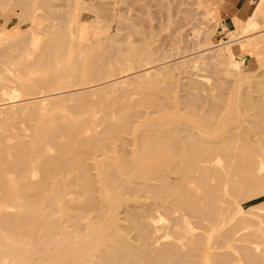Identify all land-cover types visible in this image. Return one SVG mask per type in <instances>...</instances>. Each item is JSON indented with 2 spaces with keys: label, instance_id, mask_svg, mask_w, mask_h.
I'll return each mask as SVG.
<instances>
[{
  "label": "rangeland",
  "instance_id": "obj_1",
  "mask_svg": "<svg viewBox=\"0 0 264 264\" xmlns=\"http://www.w3.org/2000/svg\"><path fill=\"white\" fill-rule=\"evenodd\" d=\"M20 1L0 0V90H6L0 92V102H2L0 103V147L5 143H12L11 145L23 143L31 150L43 147L46 153L34 164L35 169L30 173V177L27 166L30 159L25 162L26 169H7L3 174L4 186L0 187V195L6 194L15 197L21 191L20 189H29L31 185L45 182L50 183L52 189H62L61 194H65L67 200H64L55 209V214L51 218L60 226V229L54 231L55 241H61L62 244L57 250H53L51 246L47 247L48 249L46 246H40L41 252L34 251V260L28 264H87L85 262L91 254L95 255L107 249L106 243L108 242L105 239L108 236H120L124 242L126 236L128 242L132 243L133 238L137 235V232L126 231L131 229L133 224L131 221L125 222V217L120 215L125 204L118 203L112 196L115 195V191L123 193L122 201L125 202L127 189L131 187L135 189L137 183L140 182L142 177L140 167L143 165L142 159L145 157L143 140L146 132L154 129L157 131L186 130L190 132L193 139L201 140L207 144L228 140L232 137V130L247 125H242L241 122L245 119L248 120L250 116L256 123L259 122L258 110L250 109L243 104L249 99H259L264 96V46L258 45L257 41L264 35V15L259 18L261 25L255 36L251 35L252 33L244 34L239 29L246 25L252 13L249 17L242 19L234 18V24H230V20L227 19L226 4L223 0H22L21 2L25 4ZM256 6L257 3L254 4V8ZM225 21H227V25L224 23ZM41 35L44 36L41 37ZM61 35L65 39L62 55L60 52L54 53L49 66H45L42 61L38 63V56L43 51V47L51 41L58 43L57 40ZM8 40L11 41L12 46L15 42L18 46L17 48L13 47L7 53L11 58H8L7 54L6 57L1 56L5 46L9 45L10 41ZM12 40L14 41L12 42ZM30 50L32 51L30 52ZM180 58L183 64H181ZM149 69H159L156 73L158 77L155 78L154 74L144 77ZM66 72L67 74H65ZM95 75V79L91 77ZM139 75L141 77H135ZM130 78L133 79L130 80ZM120 79L127 80L126 84L118 85V87L113 85L105 89L106 86L112 85ZM16 88H25L24 91H26L14 90ZM91 89L99 90L101 94L98 91L91 94L84 93ZM120 89L125 92L129 91V94L125 93V100H115ZM106 90L110 93L108 94ZM143 95H145L144 99ZM58 97L59 99H57ZM66 97L67 101H65ZM45 99H55L58 103L53 101L50 105L51 101ZM145 99L162 102L164 105L159 109L155 107L156 109L147 110L152 115L138 127L133 128L132 126V136L123 134L122 137L125 139L123 140L117 135L103 133L105 132L103 131L105 114L114 112L113 108L116 109L123 100L127 104L130 100L142 102ZM34 101H38L37 103H40L41 106ZM25 102L27 105L32 102L37 105L30 104L31 106L27 108ZM86 102L89 104L79 108L80 104ZM23 103L25 109L22 108ZM18 104L23 106L20 107ZM52 108L58 109L60 113H55L58 111ZM35 109H39V112ZM61 109L62 111L65 109L66 113L63 114ZM33 110L37 113L32 112ZM46 110L48 114L53 110L51 116L45 113ZM43 113L45 114L43 115ZM26 114L28 115L26 116ZM70 114L74 115L70 117ZM127 114L128 109L125 107L123 115L126 117ZM38 115L41 118L37 117ZM45 115L49 117L46 116L45 119ZM91 117L94 118V121ZM114 118L116 120L119 117L116 115ZM85 119L88 120V125L83 136L92 137V133H95L100 137L99 139L107 138L105 146L111 145L110 148L113 152L98 158L94 155V160H84L82 157L76 156V158L73 157L74 164L70 165L68 169L57 164L53 170L47 169V165L57 158L69 159L76 148H72L65 137L60 140L65 150L61 151L57 147H50L44 139H41L40 130L48 126L56 127L61 120L64 125L76 127ZM201 120L205 125L200 122ZM49 121L55 124H49ZM45 124L47 125L45 126ZM207 125L210 127L208 128ZM195 127L200 129L201 133ZM87 128H91L90 131ZM36 131H39L38 134ZM245 132L246 130H242L240 132L241 139L231 146L237 145L236 147L239 149L245 147L249 140L247 135L243 134ZM208 133H211L212 136ZM22 136L27 138L24 137L23 141ZM180 136L166 139L162 145L163 152L166 153L169 147H172L176 142H182L183 145L182 136L184 135ZM98 144L100 142L96 145L85 146L83 151L99 155L97 147H95ZM171 156L177 159L176 163H183L182 158L175 153ZM245 158L247 157H238L236 161L237 163L245 162L247 161ZM8 161L15 163L18 162V159L15 155H10ZM191 161L197 170L191 173V177H193H190L193 187L191 189H198L195 193L201 195L204 192L203 189H209L204 185L207 181L212 189H219V185L221 194L226 197L224 201L228 203L223 206L230 209H234L236 206L241 212L234 221L224 226L227 229L234 227L233 229L238 230L240 232L239 241L230 242L225 238L218 240V250L215 252L219 253L226 262L221 264H264V157L260 163L258 162L259 170L256 171L257 177L262 183L260 191L258 190L259 194L251 199L228 193V190L234 188V184L224 177V171L229 174V178H231L232 172L225 157L216 156L211 160L214 162H210V164L199 163L193 159ZM139 162L142 163L139 164ZM121 166H124V169L120 171ZM89 167H92L93 170H90ZM24 174L25 178H23ZM187 174L190 172L188 171ZM85 175L86 177L89 175L90 182L86 178L82 179ZM92 181L94 184L91 183ZM57 183L60 184L59 187L54 186ZM217 183L219 184L216 186ZM91 184L93 185L89 186ZM224 185L228 187H224ZM94 188L106 194L108 199L113 198L117 202H114L117 204L114 205V207L116 206L114 214L118 218L110 219L105 213H99L104 215L103 218L97 220L89 218L81 221L80 224L76 220L79 206H85L87 202H84L83 198L78 199L76 193ZM111 189L119 190L111 191ZM225 191H227L226 194ZM71 193L73 195H69ZM74 197L76 199L72 201ZM144 201H156L167 209H172L170 204L154 196L144 199ZM12 203L0 202V263L4 264L13 263V255L8 252L9 249H15V247L30 249L32 241L28 237L32 226H35L33 230L37 232V229L45 228L52 222L51 219L43 217L44 212L48 211L43 205L35 211L37 213L35 222L23 221L19 225L20 230L10 228L13 226L5 227L1 224L3 218L10 216L13 219H18L25 211V208L23 209L19 204ZM107 204L102 203L103 206ZM95 209L100 211L102 206L97 204ZM175 209L173 211L162 209L161 212H155V217L157 219L159 217V219L154 222V226L159 229L158 234L163 236L160 241L161 246L179 244L177 237L169 232L175 222L181 218ZM91 216H96V213L91 212ZM79 225L88 229L82 231L77 228ZM130 231L131 233H128ZM89 235L95 237V241L98 243L93 245L94 250H88L84 256H81L80 261L75 260L74 253L77 254V251L82 249L84 238ZM214 239L213 242H218L217 238L215 241ZM249 244L253 247L257 246L255 244H259L261 248L259 247L256 251L252 250L254 253L246 258L244 250L249 248ZM254 257L257 259L255 260ZM154 264H174V261L170 258L157 259Z\"/></svg>",
  "mask_w": 264,
  "mask_h": 264
},
{
  "label": "bare ground",
  "instance_id": "obj_2",
  "mask_svg": "<svg viewBox=\"0 0 264 264\" xmlns=\"http://www.w3.org/2000/svg\"><path fill=\"white\" fill-rule=\"evenodd\" d=\"M262 1H261L262 3H260V5H259L254 17H251L248 20V22L246 23L245 29L243 30L242 33H244V34L252 33L251 35H255L256 33H258L257 31L260 28V24L258 23V17L264 13V0H262ZM22 4H25V3L23 2ZM43 11H44V9H43ZM63 18H66V17H63ZM5 20H7V19H5ZM1 25H3V24H1ZM61 29H62V27H61ZM24 35L25 34L23 33V36ZM28 35H30V34L28 33ZM43 36L41 35V37H43ZM13 38H14V36H13ZM16 38L18 39V37H16ZM10 40H8V41H10ZM13 41L14 40H12V42ZM64 41H65V39L61 35V37L57 40L58 43H56L55 41H51V42L47 43L43 47V51H41V53L39 54L37 62L39 63L40 61H42L45 66H49L51 64V56L54 53L60 52L62 55V53H63L62 47L65 45V43H63ZM257 41L259 43L258 45L264 46V35L261 38H259ZM10 43H11V41L9 42V45L5 46L4 50L2 51V53H1L2 57L5 56L9 51H11V49L13 47H15V48L18 47L16 45L17 44L16 42L13 46ZM18 44H20V42H18ZM31 51L32 50H30V52ZM8 56H10V55L7 54V57ZM196 57H198V56H196ZM8 58H11V57H8ZM39 59H42V60H39ZM179 60H181V58ZM181 62H182V60H181ZM181 62L179 61V63H181ZM179 63H178V66H179ZM181 64H183V62ZM166 66H168V65H166ZM33 67H34V65H33ZM116 70H118V69H116ZM158 70L159 69H149L144 74V77H146L147 75H153L154 74L155 78H156V77H158V75H156ZM165 72H166V70H165ZM65 74H67V72ZM73 77H75V76H73ZM91 77H94V79H95L96 75L91 76ZM135 77L138 78V77H141V75L135 76ZM67 79H68V77H67ZM131 79H133V78H130V80ZM126 81L127 80L120 79V80L114 82L112 85L106 86L105 89L108 87H112L113 85H114V87H115V85L117 87H118V85L123 86V84L124 85L126 84ZM56 84H57V82H56ZM87 86H89V85H87ZM101 88H99V90L103 91V89H101ZM121 88L123 89V87H121ZM24 89L16 88L14 90H17V91L19 90L20 92H21V90H23V92H25L26 90L24 91ZM99 90H92L91 89L88 92H84V93L91 94V93H94L97 91L99 92ZM1 91H6V90L3 89V90H0V92ZM103 92H105V91H103ZM75 93H74V96H76ZM109 93L110 92H108V94ZM125 93L129 94V91H126V92H125V90L119 91L118 94H116L115 100H118V99H120V100L124 99L125 100ZM72 97H73V95H72ZM73 98H72V100H73ZM144 98H145V95H143V99ZM57 99H59V97ZM67 99L68 98L66 97L65 101H67ZM77 99H79V97H77ZM42 100H39V101H42ZM45 100L47 101L49 99H45ZM124 100H123V102L118 104V107L116 109L113 108L114 112H110V113L105 114L104 115L105 118L103 121L104 122V130L103 131H105L103 133H106L108 135L109 134L110 135H117L118 137H120L123 140H125L122 137L123 134H127V135L132 136V134H131L133 132V131H131L132 126H133V128L138 127L140 124H142L144 122V120H146V118H148L150 115H152L147 110L155 108V107H158V109H159L161 106L164 105L162 102H156V101H152L150 99H145L142 102L132 101L133 100L132 99L127 104H125ZM50 101H51V103H49ZM53 101H55V99L49 100L48 103L51 105ZM83 101H85V100H83ZM34 102L37 103L38 101H34ZM34 102L29 103V105H27L28 101H27V103L25 102L26 107L28 108V106H31L30 104H36ZM42 102H44V100ZM56 102H57V100L55 101V103ZM0 103H2V102H0ZM5 103H7V102H5ZM112 103H110V104H112ZM25 104L23 103L24 106L22 104L21 105L18 104V106H20V107L23 106L22 108L25 109L26 108ZM37 104H40V103H37ZM88 104L89 103H87V102L84 104H80L79 108H82ZM143 104L146 106H144ZM6 105H8V104H6ZM243 105H246L250 109L252 108V109L258 110L259 114H258L257 118H258L259 122L256 123L253 120V118L250 116L248 120L245 119L244 121L241 122L242 125L247 124V125H245L246 127L242 126V127H238L237 129L232 130L231 131L232 137L229 138L228 140L226 139V141L207 143V144L204 142L205 145H207V146H205L203 141H201V140L197 141V140L193 139V136L190 134V132H188L186 130L180 131V130L176 129V130H169V131H166V130H162V131L158 130L157 131L154 129L153 131L150 130V131L146 132L144 135V140H143V154L145 155V157L142 159V162H144V163L141 162L143 165L140 167V171L142 172V177L140 179V182L137 183V185L135 186V189H132L133 187H131L130 189L126 188L128 192H127V194H125V196L127 197V198H125V202L122 201V198H124L123 193H117L115 191V190H119V189H111V191H115V195L112 197L113 198L115 197V200H117L118 203L125 204V208L120 213V215L125 217V222H128V221L132 222V224H133L132 228L131 229L129 228L126 231L131 230L132 232H137V235L135 236V238H133L135 241L133 240L132 243L128 242V239L126 238V236H125V242H124L123 238H121L120 236L119 237L118 236H112V235L108 236L107 239H105V241L108 242V243H106L107 249L103 250L100 253L95 254V255L91 254L89 256V259L86 260L85 263H87V264H111V263L154 264L157 262V259L161 260V259H168V258L172 259V261H174V264H208L210 262H212L214 264H221V263L225 262V259L224 258L222 259L221 256L219 255V253H216L215 251L218 250L217 245L220 241V238L228 239V241H230V242L231 241L232 242L239 241L238 237H239L240 232L236 229H233L234 227L227 229L224 226L229 225L231 221H234L237 218L238 214L241 212H240L239 208H237L236 206L234 209L225 208L226 206H223V204L225 205L228 203L226 201H224V198H226V197H224L223 194H221L220 186L218 185L219 183L216 184V186L218 185L219 189H212L211 186L209 185L208 181H207V183H204V185L209 189H203L204 192L201 195H199L200 193L199 194L195 193L196 190H198L195 187H194L195 189H191V187H192L191 186V178H193V177H191L192 176L191 173L196 170L195 164L191 160L193 159L195 161H198L199 163H209L210 164V162L211 163L214 162V161H211L214 157L223 156V157H225L226 162H229V167L232 168L231 178H229V174L224 173L225 171L223 172V174L226 175V176L224 175V177H225V179L227 178L226 180H229V181L231 180L233 182L232 184H234L233 186L235 188V189L233 188L231 190H228V193L231 192L235 196L236 195L242 196V197L247 198V199H251L253 196H256L259 194L258 193L260 191L259 188L261 187L262 183L259 180V178L257 177L256 171L259 170L258 164L262 161V159L264 157V96H262L259 99H249V101H244ZM40 106H41V104H40ZM49 107H51V106H49ZM102 107H103V105H102ZM125 107L128 109V114L126 117H125V115H123L125 113ZM54 108H52V109H54ZM3 109H5V108H3ZM62 109H61V111H62ZM35 110H37V109H35ZM35 110H33L32 112H34ZM47 110H48V108H47ZM47 110L45 113H47ZM54 110L58 111L55 113H60V111L58 109L57 110L54 109ZM37 111L39 112V109ZM52 111L53 110L50 111V114H52ZM48 112H49V110H48ZM62 112H64L63 114H65L66 113L65 109ZM40 113H42V112H40ZM45 113H43V115ZM84 113H85V111H84ZM50 114H48V115H50ZM100 114H98V115H100ZM27 115L28 114H26V116ZM48 115H45L44 118L46 116L49 117ZM116 115H118L119 118L114 120L115 119L114 117H116ZM72 116L70 114V117H72ZM37 117L41 118L40 115H38ZM93 117H96V116H93ZM93 117H91V118H93ZM32 121H34L33 118H32ZM93 121H94V118H93ZM40 122H43V121L40 120ZM61 122H62V120L60 121V123L56 127L55 126H48L47 128L40 130V132L36 131L37 132L36 134H38V132H39L41 139H44L48 146L53 147V148L57 147L61 151L65 150V147L61 145L60 140L63 137H65L67 143L69 145H71L72 148L75 147L76 149L73 151V154L69 157V159L57 158V159L53 160L50 164L47 165V169L53 170L56 167L55 166L56 164L59 166H63L65 169H68L70 165L74 164L75 160L73 159V157L76 158V156L82 157V159H84V160H86V159L87 160L88 159L94 160L95 159V158H93L94 155H96V158H98L101 156H107L108 153L113 152L112 148H110L111 145L105 146L106 145L105 142H107V140H106L107 138L106 139H103V138L99 139L100 137L98 135H96L95 133H92L93 134L92 137L89 135H88V137H87V135L85 137L83 136V134L86 131L85 129L88 125L87 119H85L83 122H81L80 125H76V127L75 126L70 127V126L62 124ZM200 122H203V124H204V121L201 120ZM27 123H28V120H27ZM49 124H55V123L50 122ZM46 125L47 124H45V126ZM135 125H137V126H135ZM92 126H93V123H92ZM157 127H160V126H157ZM157 127H155V128H157ZM207 127L209 128L210 126L207 125ZM96 128H98V127H96ZM34 129H36V127H34ZM90 129H88V130L90 131ZM212 130H214V129H212ZM242 130H246V132L243 134L247 135V137L249 138V140H247L248 143L246 144V146L244 145L245 147H241L240 149H239V147H236L237 145L231 146V144H236L241 139L240 138L241 137L240 132H242ZM199 132L201 133V130ZM88 134H89V132H88ZM181 134L184 135V136H182L183 137L182 141H184V144L182 145V142L181 143L176 142L172 145V147H169V150L166 153L163 152L162 145L166 141V139H170V137L175 138L176 136L181 137L180 136ZM209 134L211 135V133H208V135ZM26 136H24V137H26ZM24 137L22 138V140L24 139ZM17 138L20 139L19 137H17ZM252 139L253 140L255 139V141H252ZM10 142H11V140H10ZM98 142H100V144H98L95 147H97L96 149H97V153H99V155L96 153L91 154L90 151H87V152L83 151L88 145H92V144L96 145ZM11 144L5 143V145L0 147V187L4 186L3 174L5 173V171L7 169L8 170H10V169L11 170L12 169L20 170L23 168L26 169V167L28 166V174L30 177V173L33 171V169H35L34 164H36L40 158L42 159L46 153V150H44L43 147H40L39 149L31 150L30 148H28L23 143H18L16 145H11ZM109 144H110V142H109ZM186 146H187V148H186ZM173 153H175L178 157L182 158V160H183L182 164L176 163L177 159L174 158L173 156H171ZM10 155H15V157L18 159V162H15V163L9 162L8 159H9ZM243 156L247 157V158H245V160H247V161H245V162H241V161L239 162L238 161L239 163H237L236 160H238V157L243 158ZM27 159H30V161L28 162L29 165L27 164V166H26L25 162H27ZM58 159H59V161H58ZM145 159H146V161H145ZM218 162H220V161H218ZM141 163L139 162V164H141ZM209 164H207V165H209ZM98 165H100V164H98ZM104 166H105V164H104ZM222 167H224V166H222ZM103 169H104V167H103ZM123 169H124V166H121L120 171ZM90 170H93L92 167L90 168ZM109 170H110V168H109ZM227 170H229V169H227ZM125 171H127V170L125 169ZM188 171L190 172V174H187ZM217 171L219 172V170H217ZM67 173H69V172H67ZM81 174L83 175V173H81ZM218 174H220V173H218ZM112 175H113V173H112ZM26 176H28V175H26ZM51 176L54 177V175H51ZM218 176L220 177V175H218ZM87 177L85 175V177L83 176L82 179L86 178V180L88 182H90L89 175ZM23 178H25V174L23 175ZM211 179H213V178H211ZM206 180H207V178H206ZM47 181H48V179H47ZM93 182L94 181H92L91 183H93ZM220 182H222V181H220ZM212 183H213V180H212ZM93 184H91L89 186H92ZM58 185H60V184L57 183L54 186H58ZM225 186H227V185H224V187ZM50 187H51V184L48 182H45V183L38 184V185H33V186L31 185V186H29V189H20L21 191H19L15 197L7 196L6 194L0 195V202L1 203L10 204V203L14 202V203L19 204L23 209L25 208V211L21 215V218L13 219L10 216H7V217L3 218V220L1 221V224L4 225L5 227L13 226L10 228L20 230L21 227L19 225H21L23 221L35 222V220H36L35 217L37 215V213L35 211L38 209V207H41L43 205H45L46 209L48 210L47 212H44L43 217L46 219H48V218L51 219L52 216L55 214V209L57 207H59L60 204L64 202V200H67V196L65 194H61L62 189H58L57 187H56L57 189H52ZM225 190H227V189H225ZM67 192H69V191H67ZM226 192L227 191H225V194H226ZM76 194H78V199L83 198V201L88 203V205L86 203L85 206H83V205L79 206V210H78L79 214L76 218V220H78L77 221L78 223L81 224V221L89 219V218L93 219V220L103 218L104 215L99 214V213H105V215L110 217V219L118 218V216H116V214H114L115 213L114 212L115 207H116V206L114 207V205H117L114 202H116V201L113 198L108 199L106 197V194L101 193L98 189H96V188L84 189L81 192L79 191ZM69 195H73V193H71ZM151 196H154L158 199L164 200V202H166L172 206V209H167L163 204H159L156 201H153V202H145L144 201V199H150ZM75 199L76 198L74 197L72 199V201H75ZM227 201H228V199H227ZM102 203H108V204L106 206H103ZM229 203H230V201H229ZM97 204H100V206H102V209L100 211H97L95 209V206ZM162 209L165 211L166 210L173 211V209H175L176 213H178L179 216L181 217L178 221L175 222L173 227H171V229H170L171 231L169 230L170 233H173L177 237L179 244L168 245V246L167 245L166 246L160 245L161 244L160 241L163 239V236H160L158 234L159 229L154 226V222L159 219V217H158V219H157V217H155V212H158V211L161 212ZM91 212L96 213V216L92 217ZM34 227L35 226H32L30 228L29 237L27 236L32 241L30 249H27V248L24 249L23 247H15V249L11 248L12 250L11 249L8 250V252L12 253V255H13V263L12 264H28V263H30L31 261L34 260V258H33L34 251L41 252L40 246H42V247L46 246V249H48L47 247L51 246V247H53V250H57V249H59L60 245L62 244L61 241H55L56 236L54 235V231L57 229H60V226L56 223L55 220H52V222L49 225H46L45 228L37 229V232L35 230H33ZM77 228L81 229L82 231H85L88 229L87 227L85 228L83 225L82 226L79 225V226H77ZM125 228L127 229V227H125ZM119 230H121V229L119 228ZM131 231L128 233H131ZM261 232H262V230H261ZM100 233H102V232H100ZM125 233H127V232H125ZM82 234H83V232H82ZM128 235H130V234H128ZM241 235H242V233H241ZM85 236H86V234H85ZM166 236H168V235H166ZM20 237H22V236H20ZM214 237L217 238L216 241H218V240L219 241L213 242L212 240L214 239ZM215 239H214V241H215ZM253 242H254V240H253ZM96 243H98V242L95 241V237H92V235L85 237L83 244H82V249L77 251L78 252L77 254H76V252L74 253V256H73L74 259L80 261L81 260L80 257L84 256V254L88 250L89 251L94 250L93 245H96ZM255 245H257V246L253 247V246H250V244H249L248 245L249 248H246L244 250V252H246V256H247L246 258H249L251 256V254L254 253L252 250L256 251L259 249L260 245L259 244H255ZM231 247H233V245H231ZM233 248H230V249H233ZM257 254H258V252H257ZM236 257H238L237 254H236ZM256 259L257 258H255V260ZM2 263H0V264H2Z\"/></svg>",
  "mask_w": 264,
  "mask_h": 264
},
{
  "label": "crops",
  "instance_id": "obj_3",
  "mask_svg": "<svg viewBox=\"0 0 264 264\" xmlns=\"http://www.w3.org/2000/svg\"><path fill=\"white\" fill-rule=\"evenodd\" d=\"M223 1L226 4V11L228 14L227 19L230 20V22H229L230 24H234L233 23L234 18L242 19L245 17H249L251 15V13H252L251 17H254L260 3L263 2L262 0H223ZM255 3H257L256 8H254ZM263 15H264V13L258 17V23H259V18ZM224 23L227 25V21H225ZM245 26L243 28L240 27L239 28L240 31L242 30V32H243V30L245 29Z\"/></svg>",
  "mask_w": 264,
  "mask_h": 264
}]
</instances>
